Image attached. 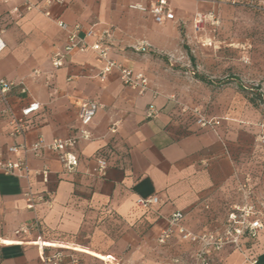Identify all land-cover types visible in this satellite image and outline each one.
<instances>
[{
  "label": "crops",
  "instance_id": "obj_1",
  "mask_svg": "<svg viewBox=\"0 0 264 264\" xmlns=\"http://www.w3.org/2000/svg\"><path fill=\"white\" fill-rule=\"evenodd\" d=\"M48 1L30 0L36 7L25 11L22 0H0V37L5 44L0 77L21 81L27 90L11 92L9 103L16 115L31 102L38 104L27 118L23 137L10 136L7 116L0 115L2 158H25L29 169L26 179L0 172V241L20 243H0V264H43L37 237L107 258L102 261L69 248L44 250L46 255L61 253L60 264H163L184 257L191 246L177 237L157 243L159 231L167 226L165 218L178 211L187 230L219 233L230 208L242 204L238 185L251 181L237 153L241 126L210 114L203 105L196 106L204 116L220 121L213 129L200 128L192 116L179 112L187 94L184 33H194L195 14L221 12L231 2L165 0L173 19L157 24L147 11L130 6L148 10L158 0ZM56 21L70 28L79 25L81 37L88 30L97 36L108 32V58L143 74L149 89L140 95L123 86L115 69L101 79L92 52H72L54 68L52 54L66 45V32ZM95 40L86 39L89 44ZM141 43L149 45L145 52L137 49ZM82 101H94L99 108L88 126L90 139L79 140L70 150L77 159L73 171L62 166L55 152L7 153L9 146L23 142L76 136ZM150 106L156 113L148 118ZM114 123L116 131L111 133ZM103 158L107 168L100 175L98 163ZM44 166L49 169L46 183L36 174ZM27 191L33 197L32 209L26 208ZM148 196H157L160 202L151 210L135 205L136 198ZM34 222L38 227L29 234L14 235L23 224ZM262 224L254 239H240V249L225 246L214 264H248L246 258L264 264Z\"/></svg>",
  "mask_w": 264,
  "mask_h": 264
},
{
  "label": "built area",
  "instance_id": "obj_2",
  "mask_svg": "<svg viewBox=\"0 0 264 264\" xmlns=\"http://www.w3.org/2000/svg\"><path fill=\"white\" fill-rule=\"evenodd\" d=\"M58 2L59 0H49ZM48 1V2H49ZM212 2H231L234 0H210ZM36 6L30 0H22V8L25 11H31ZM130 8L138 9L140 11H147L157 24H162L166 20L173 19V13L168 8L165 0H158L154 6L146 10L140 5L130 6ZM49 16V13H45ZM210 19L213 22V17L209 13L204 15L201 13L195 14V25L203 22L204 19ZM216 23V22H215ZM56 25L66 32V45L61 52L52 54L50 61L54 68H59L65 55L72 52L87 53L92 52L98 64H100L101 79L110 70L115 69L119 73L120 83L138 94H144L149 89V83L146 77L141 73H133L132 70L123 64L108 58L110 53V45L108 43L110 35L108 32H103L101 35H96L94 31L88 30L84 36H80L81 27L74 25L68 27L62 21H56ZM96 37V40L89 44L86 39ZM5 44L0 37V53L4 50ZM149 48L146 43L137 45V49L145 52ZM14 90H18L20 94H26L27 90L23 82L5 80L0 77V115H6L8 119L9 134L10 136H24L25 128L27 126V118L38 109L36 102H31L20 110L19 115L14 114L12 107L9 103V95ZM174 100V98H171ZM99 105L94 101H82L78 105V122L77 135L65 139H53L50 142L37 141L32 144L23 142L19 145H12L7 148L9 155H15L19 150L24 153L31 152L34 156H39L43 151L55 152L58 154V159L62 166L67 171H73L77 166L76 156L70 151L79 140H89L90 132L88 126L91 124ZM179 112L181 114H189L193 117L194 123L200 128L213 129L220 124V121L215 118H207L197 106L186 107L182 104L179 105ZM156 113V110L150 106L146 111V117L150 118ZM263 128L264 125H261ZM111 133L116 131V124H112L109 128ZM258 143L264 146V132L258 136ZM107 168V160L105 158L99 160L98 172L104 175ZM0 172L4 175L14 176L21 179H26L29 169L27 167L25 158H16L15 160L3 159L0 152ZM42 177L43 182H47L49 169L44 166L40 171H37ZM237 191L242 195V204L234 205L230 208L227 221L224 224L222 231L219 233H193L187 230L182 225L183 214L181 212H173L165 221L167 226L161 229L157 235V243L159 245L166 244L173 237H177L180 241L186 242L191 246L189 253L184 257L171 258L163 264H214L215 255L222 251V249L231 245L236 249H240V239L248 237L254 239L258 231L263 228L259 212L255 209V205L250 200L252 188L247 183H240ZM26 198L27 209L33 207V197L30 191L24 193ZM160 202L157 196L138 197L135 200V205L143 210H151L155 205ZM38 225L34 222L31 224H23L14 231L15 236H23L30 233L31 230L36 229ZM36 247L39 250V259L43 264H60L64 256L57 252L52 255H46L44 250L51 249L45 245V242L40 237L36 239ZM248 264H255V259L246 258Z\"/></svg>",
  "mask_w": 264,
  "mask_h": 264
},
{
  "label": "rangeland",
  "instance_id": "obj_3",
  "mask_svg": "<svg viewBox=\"0 0 264 264\" xmlns=\"http://www.w3.org/2000/svg\"><path fill=\"white\" fill-rule=\"evenodd\" d=\"M238 1L205 12L214 24L206 18L196 27L194 18V33H184V106L203 105L241 126L237 153L264 223V0Z\"/></svg>",
  "mask_w": 264,
  "mask_h": 264
},
{
  "label": "bare ground",
  "instance_id": "obj_4",
  "mask_svg": "<svg viewBox=\"0 0 264 264\" xmlns=\"http://www.w3.org/2000/svg\"><path fill=\"white\" fill-rule=\"evenodd\" d=\"M1 244H6V245H15V244H20L17 241H12V240H2L0 241ZM45 245L48 247H55V248H66V249H73V250H77L86 254H89L91 256H94L102 261H107V258L99 253L93 252V251H88L85 249H81L78 247H72V246H67V245H62V244H57V243H50V242H45ZM4 246V245H3Z\"/></svg>",
  "mask_w": 264,
  "mask_h": 264
},
{
  "label": "trees",
  "instance_id": "obj_5",
  "mask_svg": "<svg viewBox=\"0 0 264 264\" xmlns=\"http://www.w3.org/2000/svg\"><path fill=\"white\" fill-rule=\"evenodd\" d=\"M253 104H255L254 102H252Z\"/></svg>",
  "mask_w": 264,
  "mask_h": 264
}]
</instances>
